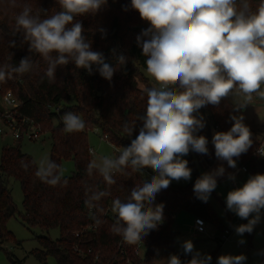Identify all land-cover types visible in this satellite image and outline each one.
<instances>
[{"label": "clouds", "instance_id": "1", "mask_svg": "<svg viewBox=\"0 0 264 264\" xmlns=\"http://www.w3.org/2000/svg\"><path fill=\"white\" fill-rule=\"evenodd\" d=\"M57 2L61 10L46 18L41 17V9L33 13L29 4H24L14 18L15 30L23 31L29 52L39 54L47 63L41 80L46 77L50 84L56 82L57 67L73 62L89 75L95 64L100 76L111 81L117 69L104 62L101 52L92 50L82 35V23L75 19L96 14L107 0ZM8 6L21 7L17 0H9ZM131 8L150 24L136 37V42L147 57L146 75L155 83L144 89L146 115L130 146L117 149L119 154L115 157H97L95 149L89 148L93 159L88 162L86 173L89 177L98 173L111 186L116 183V174L143 175V169L153 170L155 175L133 187L126 200L115 198L111 202L116 219L110 231L122 237L126 244L135 245L164 219V205L155 204L157 194L172 181L191 178L188 161L182 157L190 150L205 155L209 152L207 138L197 135L205 124L194 113L208 104L219 105L230 95L239 98L235 103L237 111L251 104L254 94L264 99V0H259L255 10L251 0H131ZM15 46V41L9 42V47ZM124 62L125 58L120 56L119 63ZM35 66L31 56L22 58L18 65H0V82L29 73ZM230 118L234 121L231 129L216 132L212 143L215 156L235 168L234 157L246 153L253 141L243 115ZM61 120L64 133L85 130L86 122L74 112L65 113ZM121 128L122 135L131 137L134 123L125 121ZM257 154L264 156V144ZM21 166L25 170L35 166V176L49 186L68 184L63 166L47 155L22 160ZM224 172L221 166L202 174L193 188L197 198L206 203L217 187L216 178ZM86 195L85 206L102 214L104 209L98 202L109 193L86 189ZM226 207L248 220L235 228L236 233L240 236L251 233L264 209V174L251 176L242 187L229 191ZM92 219L97 226L103 223L96 215ZM182 247L185 254L193 253L192 241H185ZM211 260V255L196 252L185 264H211ZM245 260L242 254L221 255L217 264H243ZM167 264H182V261L171 255Z\"/></svg>", "mask_w": 264, "mask_h": 264}, {"label": "trees", "instance_id": "2", "mask_svg": "<svg viewBox=\"0 0 264 264\" xmlns=\"http://www.w3.org/2000/svg\"><path fill=\"white\" fill-rule=\"evenodd\" d=\"M8 3L9 0H0V65H18L22 58L31 56L36 66L29 73L14 75L12 79L0 82V99L6 91L11 90L20 100L16 119H26L41 131L51 132L50 158L60 165L64 159H72L75 171L65 176L67 186H49L35 176V166L27 170L21 166L22 160L33 159L30 154L23 152L19 146H5L0 160L3 174L0 176V242L5 233L10 234V240H15L6 227L9 218L18 213L8 186V177L15 178L21 184L24 196V211L21 214L25 223L44 231L56 227L60 230L57 238L43 234L37 236L40 247L33 249L32 253L44 263L52 255L58 264H156L163 249L173 248L176 231L172 229V223L180 210H187L195 217H203L224 228L209 199L205 203L193 191L200 173L192 153L187 161L193 178L186 184L171 182L167 189L157 194L155 204L164 205V219L157 229L150 231L135 245L126 244L122 237L110 231L116 219L111 212V202L115 198L126 200L133 187L150 180L147 172L143 169V175L116 174V183L111 186L106 185L98 173L94 172L91 177L86 173V166L91 160L89 130L99 129L118 148L130 146L131 140L139 134L143 126L142 118L146 115L147 96L144 89L155 83L144 73L147 57L136 42V37L150 24L131 8V0H107L96 14L75 18L82 23V35L90 42L92 50L101 52L104 62L117 69L112 80L101 77L95 64L92 65L93 73L89 75L87 70L76 68L70 62L57 67L56 82L51 84L46 77L41 80L47 63L39 54L29 52V43L24 40L23 31L15 30L14 18L24 4L31 5L33 13L41 9V17L46 18L61 10L57 0H17L21 6L17 8L9 7ZM251 4L255 10L259 0H251ZM10 41H15L16 46L9 47ZM120 56L125 58L123 64L119 63ZM139 82L145 86H139ZM0 111H4L1 105ZM67 112L76 113L86 122L84 131L71 134L62 131L61 117ZM194 115L202 118L205 124L197 135L205 136L208 140V154L199 153L208 171L217 158L212 143L214 134L229 131L234 123L230 117L239 114L229 96L222 99L219 105L208 104L200 108ZM125 121L134 123L131 137L122 135L121 126ZM250 131L252 146L234 159L251 176L264 174V156L257 154L263 140L253 130ZM86 189L109 193L98 202L104 209L102 214L85 206ZM93 215L103 223L97 226ZM141 248L143 250L140 252ZM191 258L183 254L182 264Z\"/></svg>", "mask_w": 264, "mask_h": 264}, {"label": "rangeland", "instance_id": "3", "mask_svg": "<svg viewBox=\"0 0 264 264\" xmlns=\"http://www.w3.org/2000/svg\"><path fill=\"white\" fill-rule=\"evenodd\" d=\"M146 74V69L144 70ZM139 86L144 87L143 82H139ZM264 87V86H262ZM236 103L235 98L230 95ZM1 106L2 103L0 102ZM4 107V106H3ZM11 113L15 116L16 112L11 109ZM239 115H243L245 124L253 130L259 138L264 137V99L253 95V101L245 108L238 111ZM16 117V116H15ZM18 120V119H17ZM21 128L28 127L27 121H19ZM0 160L2 157L3 148L7 145L19 146L23 152L30 154L32 157L39 159L47 155L50 157L52 147V135L49 131H41L37 139L29 138L26 134L22 137H15L13 130L0 121ZM90 148L95 149V154L99 156L115 157L119 153L114 144L107 140L99 129L89 130L88 132ZM192 153L194 162L199 169L200 176L204 173H210L219 167L223 166L225 172L222 176H218L217 187L210 194V204L214 208L218 217L222 220L224 228L218 227L213 222L205 218V231L199 232L194 228L195 216L187 211L180 210L172 223V229L176 231L175 241L172 249H163L161 255L156 259V264H167L171 255H177L180 259L183 254V243L185 241H192L194 245L193 253L186 254L192 257L193 254L199 252L200 254L211 255V264H217V259L221 255H244L246 260L243 264H263L264 259V209L261 210L260 220L254 226L251 233H244L240 236L236 233L235 228L241 224L248 223V220L239 218L235 213L227 210L226 197L229 191H233L242 187L251 177L249 172L243 174V183L239 182L238 178L232 175L233 168L230 167L226 161L218 159V162L208 171L203 166V159L199 153L190 150L189 153L182 157L187 160L189 154ZM91 159L93 156L91 155ZM62 166L65 169V176H70L75 171V162L72 159L66 158L62 161ZM188 167H191L188 164ZM148 177L151 178L152 169L145 168ZM155 174V173H154ZM3 175L0 170V176ZM234 176L235 179H230ZM193 178L191 169V178L189 180L172 181L179 184H186ZM8 186L12 192L13 199L17 205L18 213L9 218L6 222V227L13 234L15 240H10V234H4L0 242V264H58L56 258L50 255L47 262L44 263L37 258L32 250L40 247L37 239L39 235H49L52 238H57L60 234L59 228H52L49 231L41 230L37 227L28 226L23 220L21 212L24 211L23 205V190L18 180L13 177L7 178ZM243 240L244 243H240ZM143 249H140V252ZM182 261V259H181Z\"/></svg>", "mask_w": 264, "mask_h": 264}, {"label": "built area", "instance_id": "4", "mask_svg": "<svg viewBox=\"0 0 264 264\" xmlns=\"http://www.w3.org/2000/svg\"><path fill=\"white\" fill-rule=\"evenodd\" d=\"M0 102L4 106H2L4 111H0V121L4 123V126H7L13 130V135L15 137H22L24 134L32 139H37L39 137V135L41 134V130L33 122L29 123L28 120L23 119V121L28 122V127L21 128L19 120H17L16 117L11 113V109L16 112L17 107L20 105L19 98L11 90L6 91L1 96ZM0 130H2V128H0ZM104 137L107 139L106 136ZM262 144H264V142H262ZM242 168L246 169L245 167ZM152 175H155L154 172L152 173ZM194 223L197 231H205L206 223L203 217H195Z\"/></svg>", "mask_w": 264, "mask_h": 264}, {"label": "crops", "instance_id": "5", "mask_svg": "<svg viewBox=\"0 0 264 264\" xmlns=\"http://www.w3.org/2000/svg\"><path fill=\"white\" fill-rule=\"evenodd\" d=\"M232 99V97H231ZM233 100V99H232ZM234 101V100H233ZM240 116V115H239ZM250 129V128H249ZM251 130V129H250ZM258 136V135H257ZM259 137V136H258ZM261 138V137H260ZM262 140L264 142V137H262ZM218 162V158H216V160L214 161V163L212 165H210V167H212L214 164H216ZM248 172L246 169H243L242 167L238 166L236 164V167L233 168L232 170V175L236 176L239 180V182L243 183V174ZM176 217V216H175ZM194 228H195V223H194ZM196 229V228H195ZM182 259V256H181Z\"/></svg>", "mask_w": 264, "mask_h": 264}]
</instances>
